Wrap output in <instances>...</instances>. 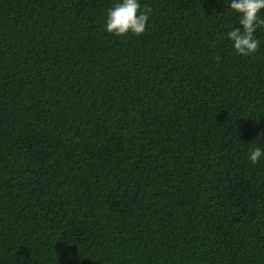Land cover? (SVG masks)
I'll use <instances>...</instances> for the list:
<instances>
[{
	"label": "trees",
	"instance_id": "trees-1",
	"mask_svg": "<svg viewBox=\"0 0 264 264\" xmlns=\"http://www.w3.org/2000/svg\"><path fill=\"white\" fill-rule=\"evenodd\" d=\"M117 2L0 0V264H264V27L139 0L115 36Z\"/></svg>",
	"mask_w": 264,
	"mask_h": 264
},
{
	"label": "clouds",
	"instance_id": "clouds-1",
	"mask_svg": "<svg viewBox=\"0 0 264 264\" xmlns=\"http://www.w3.org/2000/svg\"><path fill=\"white\" fill-rule=\"evenodd\" d=\"M230 8L239 14L240 27L229 30L226 35L233 42L238 54L248 56L260 48V41L255 37L258 28L264 27V0H231ZM152 9L141 6L139 0H122L107 9L106 30L115 36H126L132 33L142 35L149 21ZM264 156L260 147L249 149V161L255 165Z\"/></svg>",
	"mask_w": 264,
	"mask_h": 264
}]
</instances>
